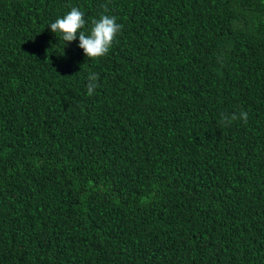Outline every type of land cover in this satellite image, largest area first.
Returning a JSON list of instances; mask_svg holds the SVG:
<instances>
[{"label": "trees", "instance_id": "16d2710c", "mask_svg": "<svg viewBox=\"0 0 264 264\" xmlns=\"http://www.w3.org/2000/svg\"><path fill=\"white\" fill-rule=\"evenodd\" d=\"M0 264H264V0H0Z\"/></svg>", "mask_w": 264, "mask_h": 264}, {"label": "clouds", "instance_id": "9594fccd", "mask_svg": "<svg viewBox=\"0 0 264 264\" xmlns=\"http://www.w3.org/2000/svg\"><path fill=\"white\" fill-rule=\"evenodd\" d=\"M104 8L98 20L92 21V27L86 33L82 31L85 27V13L77 7H72L63 17L55 19L47 27L51 32L59 34L60 38L66 43H71L78 38V47L83 50L87 58L96 60L108 54L112 47L113 41L116 39L117 34L120 32L122 25L117 23L115 16H110L107 13V7ZM88 83L87 94L89 96L94 94L95 89L99 87V75L97 73H90L87 77ZM241 120L247 123V112L241 111L238 115L233 113L230 116L222 118V122L228 126L232 121Z\"/></svg>", "mask_w": 264, "mask_h": 264}]
</instances>
